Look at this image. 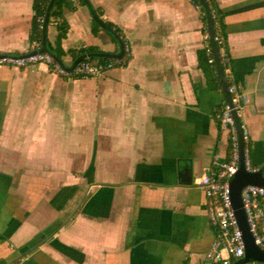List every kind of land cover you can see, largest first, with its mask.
<instances>
[{
    "label": "crops",
    "instance_id": "crops-1",
    "mask_svg": "<svg viewBox=\"0 0 264 264\" xmlns=\"http://www.w3.org/2000/svg\"><path fill=\"white\" fill-rule=\"evenodd\" d=\"M73 2L63 60L89 45L119 51L103 25L94 33L91 7ZM90 2L125 32L127 64L80 76L0 63V264H202L216 232L198 182L216 152L230 154L215 116L225 89L199 65L202 10ZM218 2L251 160L264 168V0ZM34 12V0H0V53L32 48ZM57 32L51 21V43Z\"/></svg>",
    "mask_w": 264,
    "mask_h": 264
},
{
    "label": "built area",
    "instance_id": "built-area-1",
    "mask_svg": "<svg viewBox=\"0 0 264 264\" xmlns=\"http://www.w3.org/2000/svg\"><path fill=\"white\" fill-rule=\"evenodd\" d=\"M205 46H208L209 31H205ZM218 38V37H216ZM219 41L223 43L222 39ZM42 42L32 41V48L25 53H0V63L14 66H25L34 63H47L53 70L68 75L90 76L105 72L121 61L119 58L101 60L99 58L84 57L79 60L72 70L66 69L49 51H39ZM130 50L129 45L126 47ZM38 50L36 53H30ZM224 60L230 57L226 47L221 46ZM214 57L210 58L213 61ZM64 61V60H63ZM74 61V60H73ZM73 61L65 63L71 66ZM228 83L230 99L226 98L216 110V119L223 129L229 130L230 154L224 157L219 152L213 156L209 171L204 173L198 185L204 190L207 198L209 220L215 229L216 236L206 251L202 264H232L245 254L243 232L239 227L235 209L231 198V179L240 167L239 132L236 118L240 121V128L244 140V161L249 170H255L251 160V132L248 124L243 120L245 109V92L241 90L228 64L224 70ZM243 206L247 215L250 229L256 243L264 249V185L247 184L242 190Z\"/></svg>",
    "mask_w": 264,
    "mask_h": 264
},
{
    "label": "trees",
    "instance_id": "trees-1",
    "mask_svg": "<svg viewBox=\"0 0 264 264\" xmlns=\"http://www.w3.org/2000/svg\"><path fill=\"white\" fill-rule=\"evenodd\" d=\"M202 10V19H203V27L204 32L209 31V17L212 20V24L214 26V38L208 39V46H204L199 50V65L205 70L206 74L210 79H214L217 77L219 83H222L221 76L218 70V64L215 60V55L213 53V44L218 50V54L220 57V63L225 70V67L229 64L224 60V55L221 52V46L224 44L226 47V52L228 51V38L226 31V22H225V12L223 8L220 6L218 0H203L205 4L201 2V0H194ZM83 3H87L93 13H94V25L93 31L97 32V26L100 24L103 25L107 31L113 36L115 41L120 45L121 49V41L123 42V52L119 57H106V56H98L99 53H115L101 50L97 45H89L86 47L80 48L77 52L74 50L73 55L74 59L81 55L86 54L87 58H99L101 60H109L119 58L121 61L117 63V65H125L130 59V50H127L126 47L128 44L125 32L123 29L114 23L111 20L104 18L100 12L97 11V8L94 7L90 0H82ZM50 0H34V18L32 22V31L31 38L32 40L39 39L42 42L41 47L45 46L50 52L56 54L59 58L63 60V55L65 54V50L62 46V40L66 37L68 30L70 28L69 22L64 18V12L66 8H74L73 0H54L50 9H48ZM48 16L47 25L51 21L57 22L58 32L55 39V43H51L47 40V44L44 45L43 42V26L45 23V18ZM218 37V38H216ZM219 38L222 39L223 43L219 41ZM119 51L116 52H120ZM228 53V52H227ZM214 57L213 61H210V58ZM227 80V79H226ZM223 84V83H222ZM252 260V259H251ZM19 259L15 260L14 263H17ZM264 263V262H263Z\"/></svg>",
    "mask_w": 264,
    "mask_h": 264
},
{
    "label": "water",
    "instance_id": "water-1",
    "mask_svg": "<svg viewBox=\"0 0 264 264\" xmlns=\"http://www.w3.org/2000/svg\"><path fill=\"white\" fill-rule=\"evenodd\" d=\"M53 1L54 0H50L48 9H50L51 5L53 4ZM201 2L205 4L203 0H201ZM47 20H48V16H46L45 23L43 26L44 45L47 44V40H48ZM209 35H210V38L212 39L214 38V26L212 24V20L210 17H209ZM121 46H122V49L120 52L99 53L97 55L106 56V57H119L123 52V42L122 41H121ZM37 51L38 50H33L30 53H36ZM39 51H49V50L45 46H43L39 49ZM213 53L215 55V60L218 64L219 74L221 76L223 87L225 89L227 98L230 99V94L228 92V83L224 76V70L220 63V57L218 54V50L214 44H213ZM52 55L68 70H72L75 67L76 63L86 56V54H81L74 59L73 64L71 66H66L64 61L58 56H56V54L52 53ZM236 121H237V127H238V132H239L240 167L237 170V172L233 175L230 185H231L232 204L235 209L239 227L241 228L243 232V239L245 243V254L243 257L235 260L232 264H244L251 259L264 262V249L261 248L255 241V237L250 229V225L247 220V215L245 212V208L243 206V199H242V190L245 185L247 184L264 185V168H256L255 170H249L246 167V164L244 161V140H243L242 131L240 128V121L238 118H236Z\"/></svg>",
    "mask_w": 264,
    "mask_h": 264
}]
</instances>
